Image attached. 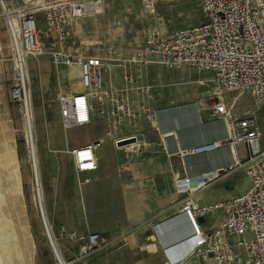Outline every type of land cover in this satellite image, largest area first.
<instances>
[{
	"label": "built area",
	"instance_id": "obj_1",
	"mask_svg": "<svg viewBox=\"0 0 264 264\" xmlns=\"http://www.w3.org/2000/svg\"><path fill=\"white\" fill-rule=\"evenodd\" d=\"M20 1L11 17L6 18L14 80L12 99L20 104L24 114H28L30 105L25 93L28 59L41 55L49 46L54 67L74 66L79 70L82 90L60 92L57 97L64 130L86 126L94 116H105L106 137L116 146L118 141L136 138L141 133L136 126L140 121L152 125L155 113L144 101L149 87L135 86L138 73L131 70L134 65L155 64L171 70L193 69L210 74L208 97L203 107H199L207 118L224 122L227 140L207 146L226 145L231 151L232 162L220 169L188 174L175 180L176 193L183 196L179 214L187 218L194 239L187 257L196 259L198 264H264L262 132L253 116H233V106L228 99L232 93L248 91L258 106L264 105V0H198L202 13L199 25L164 35L153 33L129 53L115 47L86 53L68 46L72 26L89 18L88 9L100 5L103 0ZM155 1L143 0V3L153 7ZM110 64L119 68L124 86L106 93L103 92V73ZM132 93L137 98L135 105ZM104 94L108 96V110L98 107L102 105ZM127 128L135 129L134 133H125ZM101 143L95 141L70 151L76 173L97 170L95 151ZM237 146L243 148L242 156L237 155ZM204 147L191 149V153H203ZM238 172L244 173L250 181L243 194L205 206L194 201L198 191ZM215 213L221 215L217 225L203 231L197 220ZM84 240V252L93 251L101 244L97 233L88 234Z\"/></svg>",
	"mask_w": 264,
	"mask_h": 264
},
{
	"label": "crops",
	"instance_id": "obj_2",
	"mask_svg": "<svg viewBox=\"0 0 264 264\" xmlns=\"http://www.w3.org/2000/svg\"><path fill=\"white\" fill-rule=\"evenodd\" d=\"M115 48L129 53L137 47ZM38 63L59 72L51 61ZM131 70L138 73L136 87H149L144 101L155 117L152 125L140 121L136 126L142 133L146 128L155 136L154 150L143 147L133 155H126L106 137V119L96 121L94 116L91 123L79 127L89 134L85 141L76 143L69 137V130H65V136H48L46 147L39 154L46 221L52 229L51 249L58 261L52 264H60L59 261L62 264H198L196 259L187 257L194 239L187 218L179 214L183 196L176 193L175 180L188 174L220 169L232 162L231 151L226 145L211 153L208 150L196 155L190 152L200 145L208 147V143L227 140L224 122L207 118L199 107H203L208 97L210 74L193 69L171 70L155 64L134 65ZM155 70L164 77L160 80V74L156 75L162 90L157 99L155 78H152ZM194 72L200 76L191 81L189 77ZM64 75L66 80L73 82L72 88L74 85L77 88L70 93L78 92L81 88L78 68L69 67ZM103 78V92L110 93L124 86L122 73L114 64L105 68ZM131 97L135 105V94ZM101 104L98 107L109 109L107 95H102ZM97 125L105 128L104 133L95 131ZM126 130L127 134L135 131L133 128ZM95 141L102 142L95 151L97 170L76 173L70 151ZM127 146L131 149L135 145ZM100 149H103L101 154L98 153ZM240 149L242 156L244 151ZM240 173L216 180L195 193L194 201L205 206L243 194L244 190L232 192L225 184ZM86 179L89 182H84ZM220 216L215 213L199 218L198 225L206 231L217 225ZM91 233L99 234L106 246L84 252L82 238ZM117 234L125 240L126 248L108 247Z\"/></svg>",
	"mask_w": 264,
	"mask_h": 264
},
{
	"label": "rangeland",
	"instance_id": "obj_3",
	"mask_svg": "<svg viewBox=\"0 0 264 264\" xmlns=\"http://www.w3.org/2000/svg\"><path fill=\"white\" fill-rule=\"evenodd\" d=\"M20 3V0H0V223L3 224L5 221L21 236L20 249L17 250L10 247L0 235V264H52L58 263V261L46 235L44 221L42 224L43 218L37 198L25 115L20 104L14 101L11 96L14 80L9 60L6 31V18L8 17L6 16ZM101 5L103 6L101 14L84 19L72 26L69 33V47L86 53L100 52L107 46L134 48L141 45L146 37L153 33L169 34L195 27L202 22L198 0H156L153 7L145 5L143 0H103ZM41 55L28 59L29 80L28 86L26 85V90L32 94L31 124L37 162L40 152H43L46 147L47 137H62L66 133L59 117L58 94L60 92H75L74 89H77L75 85L72 88L73 82L65 78L64 74L69 67H60L59 72H53L48 69L47 65L41 66L38 63L39 61L47 63L50 61L49 46L43 49ZM73 73L75 71H72ZM157 73L155 70L152 77L155 78V99L162 91L158 83L159 80L156 78ZM158 74H160V80H164L163 75ZM68 76L70 77V75ZM198 76L200 74L195 73L189 78L194 81ZM74 82L77 84L76 81ZM204 88L207 87L204 86ZM81 90L80 88L78 92ZM228 99L233 106V116L237 118L253 116L255 118L262 132L261 146L264 149V105L258 106L248 91L232 93L228 95ZM104 117L97 115L94 119L99 121ZM104 130L102 125L100 128L98 125L95 128L97 133H104ZM68 132L71 140L76 143L85 141L89 136L87 131L82 128H73ZM155 140V136L145 128L143 133L136 135V143L133 148L129 149L127 145L119 148L126 155H133L137 149H143V147L152 151L156 146ZM236 148L238 155L241 156V146ZM102 151L103 149H100L98 153L101 154ZM191 154H195V152ZM12 178L18 181L20 190L19 196H17L18 216L15 217L3 214L5 212L3 206H8L3 187L5 183H10ZM225 184L232 192L237 193L241 190L246 191L250 186V181L244 173H240ZM48 231L52 232L50 225ZM82 239L84 241V243L82 242L83 248L85 240ZM105 246V242L101 240L98 248ZM108 247L126 248L125 240L117 234L110 240ZM123 257L126 258L125 254ZM124 262L127 261L124 260Z\"/></svg>",
	"mask_w": 264,
	"mask_h": 264
},
{
	"label": "bare ground",
	"instance_id": "obj_4",
	"mask_svg": "<svg viewBox=\"0 0 264 264\" xmlns=\"http://www.w3.org/2000/svg\"><path fill=\"white\" fill-rule=\"evenodd\" d=\"M88 12H90L89 13L90 17H93V16L95 17V15L101 14L103 12V6L101 4L97 6H92L90 9H88ZM11 13L12 12H8L6 17L8 18L11 17L10 15ZM12 21H13V24L15 25L16 20L14 17H12ZM70 67H74V66H70ZM28 80H29V73H28ZM27 86H28V83H27ZM25 89L27 88L25 87ZM25 92H26L27 104L30 105V109H29L28 114H24V115H25V121H26L27 136L29 140V151L31 154V159H32V164H33V169H34V174H35V183H36L35 185L37 187V195H38L37 198L39 202V208H40L41 215L43 214V217H42L43 221L44 223L46 222L45 224L46 231L48 232L49 240L51 241V244H52V240L50 236L51 232L49 233L50 229L48 231L49 225L46 221L45 205H44L43 193H42V188H41V180H40L37 155H36V147H35V142H34V138L32 135V124H31L32 94L28 93V90H26ZM220 148L221 146L219 145H215V146L209 145L208 147L205 146L203 150H208L209 153H211V152H215L216 150H219ZM196 154L197 153L195 152V155ZM4 185L5 186L3 187V192L6 197L8 206H3L5 207V212L3 214L14 216V217L18 216V205H17L18 197L17 196H19V193H20L18 181L12 178L10 183H5ZM0 235L3 236V239L6 240V242L8 243L10 247L17 249V250L20 249V244H21L20 234L16 231L15 228H13L11 225L6 223L5 221L3 224L0 223Z\"/></svg>",
	"mask_w": 264,
	"mask_h": 264
},
{
	"label": "water",
	"instance_id": "obj_5",
	"mask_svg": "<svg viewBox=\"0 0 264 264\" xmlns=\"http://www.w3.org/2000/svg\"><path fill=\"white\" fill-rule=\"evenodd\" d=\"M135 142H136V138L131 137V138H128V139H122V140L118 141L116 143V146L117 147H121V146L129 145V144H132V143H135ZM197 221L199 222L200 220L198 219ZM50 244H51V241H50ZM51 246H52V244H51Z\"/></svg>",
	"mask_w": 264,
	"mask_h": 264
}]
</instances>
